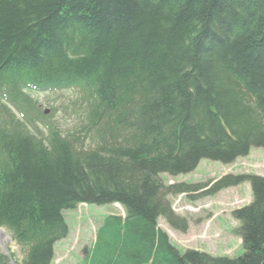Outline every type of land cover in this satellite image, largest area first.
<instances>
[{"label": "trees", "instance_id": "trees-1", "mask_svg": "<svg viewBox=\"0 0 264 264\" xmlns=\"http://www.w3.org/2000/svg\"><path fill=\"white\" fill-rule=\"evenodd\" d=\"M72 88L85 104L72 132L26 92ZM254 147L264 148V0H0V227L22 249L15 264H52L69 233L63 211L81 203L126 212L105 218L89 264H264L263 176L228 174L209 193L251 184L252 202L232 213L239 257L181 252L159 227L161 217L180 227L170 195L206 185L162 174ZM0 264H11L1 252Z\"/></svg>", "mask_w": 264, "mask_h": 264}, {"label": "rangeland", "instance_id": "rangeland-1", "mask_svg": "<svg viewBox=\"0 0 264 264\" xmlns=\"http://www.w3.org/2000/svg\"><path fill=\"white\" fill-rule=\"evenodd\" d=\"M40 107L50 115V121L63 131L78 130L84 120L85 104L81 105V91L76 89L56 92L28 91ZM260 175L264 177V148L254 147L250 153L231 164L203 159L191 173L172 177L162 174L165 184H206L204 189L170 195L173 211L178 216L179 228H173L161 217L159 227L167 232L171 242L181 251L199 250L216 257L236 258L244 253L242 239L236 233L240 223L233 211L252 202L249 182L230 186L209 194L213 184L222 176ZM208 183V184H207ZM209 191V192H208ZM69 234L55 245L52 264H89L95 254L97 231L107 216L125 218V209L118 203L107 205L80 204L63 211ZM187 229L184 228V223ZM110 227L104 232L109 234ZM0 252L9 257L11 264L23 258L21 247L11 231L0 227ZM90 258L87 260V254Z\"/></svg>", "mask_w": 264, "mask_h": 264}]
</instances>
